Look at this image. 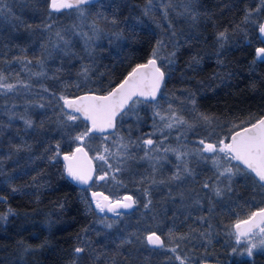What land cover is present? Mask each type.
<instances>
[{
	"label": "trees",
	"instance_id": "trees-1",
	"mask_svg": "<svg viewBox=\"0 0 264 264\" xmlns=\"http://www.w3.org/2000/svg\"><path fill=\"white\" fill-rule=\"evenodd\" d=\"M49 1L37 0L38 16L29 13L20 16L21 29L34 30L42 36L64 29L68 14L75 15L77 7L51 11ZM196 1L192 34L179 46H166L167 56L173 62L167 65L155 57L166 78L158 99L142 100L136 130L134 126H125L132 119L116 121L114 132L122 135L118 139L129 142L130 157L125 159L135 158L144 150H156L168 156L169 163L173 164L175 159L165 148L176 149L181 143L191 144L199 139L209 143L221 139L227 142L232 131L255 122L264 114V57L257 55V49L264 48L259 35L264 3L262 0ZM150 2L118 0L115 3L120 17L124 18L121 14H125L132 24L142 26L143 31L131 48L114 57L113 68L108 69L107 75L116 70L119 74L107 84L101 81L100 86L88 84L80 89H66L57 84V79L52 83L44 80L33 84L21 77L5 78V69L0 70V76L7 79L4 83L14 85L11 91L0 88V216L6 217L0 219V264H181V261L183 264L206 261L264 264V250L249 257L233 251L236 249L234 222L264 206V186L235 160L222 159V164L216 165L232 167L230 180L219 176L216 167L213 172L209 159L199 162L193 159L187 165L190 182L204 196L197 216L210 214L205 223L198 222L193 213L173 208L170 197L176 193L174 171L161 167L152 178L163 179L151 183L149 174L145 175L140 166L134 168L135 172L121 170L111 133H90L81 143L95 163L90 185L82 187L64 174L61 157L79 144L75 137L89 128V123L81 117L68 121L64 113L69 111L64 109L60 97L87 90L105 92L134 65L153 58L160 32L157 19L149 14ZM79 7L89 13L105 10L104 0ZM18 23L16 28L21 27ZM220 32L226 33V39H218ZM42 36L38 39L41 48L45 44ZM21 56L23 60L28 57L24 52ZM0 59H4V64L11 61L2 54ZM23 66L26 65H20L19 70ZM173 89L187 94L180 99V106L192 112L196 127L191 133L183 132L180 127L161 130L159 120L153 118L157 104ZM24 105L33 108L26 115L31 126L21 118ZM150 134L153 145H146L144 140ZM104 137H110L104 144L113 158L111 167L104 170L106 175L101 183L97 178L102 171L97 166L96 150L90 139ZM53 156L56 158L52 159ZM205 182L209 188L203 187ZM213 186L230 191V198L223 202L213 195L205 196ZM96 193H107L112 200L131 196L136 203L108 214L96 208L93 195ZM149 200L151 203L145 208ZM151 232L161 237L163 247L146 243L145 237ZM76 247L85 251L76 253Z\"/></svg>",
	"mask_w": 264,
	"mask_h": 264
},
{
	"label": "rangeland",
	"instance_id": "rangeland-1",
	"mask_svg": "<svg viewBox=\"0 0 264 264\" xmlns=\"http://www.w3.org/2000/svg\"><path fill=\"white\" fill-rule=\"evenodd\" d=\"M117 1L118 0H104L105 10L100 12L89 13L87 10L81 9V7H79V9L72 7L76 8L75 15H73V12L68 14L70 17L64 29L53 32L51 36L50 34L42 36L41 34H37L34 30L25 31L21 29L23 28V23L19 21L20 16L28 13L33 16H38L37 0H0V41L3 40V45H0V54L5 58H11V61L7 60L5 64L4 59H0V70L5 69V78L16 77L13 79L18 80L19 77H21L23 81H29L33 84L43 83L44 80L52 83V81L57 79V84H60V86L66 89H80L88 84L100 86L101 81H104L106 84L112 81L113 78L117 77L119 74L118 70H116L113 71L112 75H107L108 69L113 68L114 57L131 48L136 37L143 31L141 29L142 26H137L139 24H132L125 14H121L124 18L120 17L118 10H115V3ZM48 7L51 11H56L51 8V0L49 1ZM68 9L70 8L62 10ZM196 9V0H151L148 11H150L149 14L151 17L157 19L155 21H157L156 23L160 32L159 42L162 43L157 48L158 53L156 56L161 63L169 65L168 62H173V59L167 56V45L170 46V44H172L179 46L192 34ZM16 23L21 27L16 28ZM57 33H59V35H57ZM41 36L45 43L42 48L38 43V39L41 38ZM149 39L150 38H147L148 41ZM22 52L28 56L25 60H23L21 56ZM135 56H137V53ZM108 58H111V61H109ZM125 63H128V60ZM171 64L170 67L172 66ZM20 65L26 66H23L19 70ZM84 69H87L86 74ZM171 70L172 69H170V72ZM6 80L7 79H5V81ZM5 81H3V83ZM177 87H180V85H177ZM182 92L179 93L176 89L172 91L169 90L167 96L165 95L161 103L157 104L155 109L156 116H153V118L159 120L158 126L161 130L169 128L167 124L172 123L173 126L171 128L180 127L185 133L195 131L196 125L191 117L192 112L180 106V99L187 97V94ZM134 99L139 98L135 97ZM156 102L154 104H156ZM141 108V103L136 104L131 109L126 108L125 110L127 112L121 113L117 119H123V122L132 119L129 122L130 124H127L126 121L125 126H134V130H136L138 123L135 122ZM31 109L33 108L28 105L22 107L23 113L21 114V118L23 116L22 119L25 120L24 123L26 125H28L26 121H30L26 115ZM157 113H159V115H157ZM173 114L181 117L184 123L178 124L170 120L169 118L172 117ZM161 117H164V119H161ZM117 132L118 131L114 132L113 130L110 137L113 139L111 141L114 142L113 147L121 170L127 169L135 172L136 170L134 168L140 166L144 169L145 175L149 174L148 180L151 183H155L154 181L160 182L163 179L161 176L152 178L154 173L158 172L161 167L164 169L168 168V171H174L175 174L179 172L181 178L173 179L176 190V193L170 197V199L174 201L173 208L175 211H185L197 216L198 211L200 212L202 209L203 204L201 201L204 196L201 194L200 188L194 186V184L190 182V172L184 171V167L192 162L193 159L199 162L213 155L211 153H201L199 151V149L202 148L199 141L202 139L193 140L191 144L178 143L179 145L176 150L184 153V155L181 157V160H177L176 154L171 151L170 155L174 157L175 162L170 164L168 156L161 155L156 150H144L135 158L125 159L130 157L129 142L124 143L121 140L122 138L118 139L122 137V135ZM110 137H104L96 141L90 139L96 150L94 156L98 163L97 166L102 171L100 176L106 175L104 170L108 169L109 164L112 163L111 158H113V155L110 154L109 149L105 151L107 146L106 143L104 144V141ZM147 139H152V134H150ZM98 141H100V143ZM205 142L209 143L207 141ZM81 143L82 141H79L78 145H81ZM122 144L127 145V149L122 148ZM182 145L183 147H181ZM89 146L93 147L92 145ZM100 155H104L107 162L98 159L97 157ZM215 155L218 164H220L221 160L224 159V154L217 153ZM209 160L211 169L214 172L217 164H214L212 159ZM224 168V166H220L216 167V170L220 172L223 171ZM187 169L189 168L187 167ZM97 180L101 183L104 182V179L101 180L97 178ZM226 185L227 183H225V186ZM105 187L111 190L110 186L105 185ZM215 189H219L221 195L217 196L215 194ZM101 195L105 197L109 196L107 193H102ZM212 195L215 199L225 202L230 198L231 192L213 186L212 191L205 196L210 197ZM109 199L112 201L111 198ZM209 215L210 214L205 213L201 217L197 216V221L205 223ZM207 223L209 224V222ZM261 227H264V223L250 231L246 236L240 237V243H237V235L234 233L238 255L243 254V257H249L246 252L248 242H256L264 238V233H260L259 231ZM212 233L213 230L210 229L209 234ZM259 250L263 251L264 246H258L253 249V253Z\"/></svg>",
	"mask_w": 264,
	"mask_h": 264
},
{
	"label": "snow or ice",
	"instance_id": "snow-or-ice-1",
	"mask_svg": "<svg viewBox=\"0 0 264 264\" xmlns=\"http://www.w3.org/2000/svg\"><path fill=\"white\" fill-rule=\"evenodd\" d=\"M89 3V0H51V8L59 11L62 8H79L82 4ZM264 3V0H262ZM259 32L264 34V24L259 25ZM59 35V33H57ZM219 40L226 39V33L220 32L218 34ZM162 42H158V46ZM157 50H154L152 53L153 58H150L147 64L137 65L132 71L124 78V80L114 89L108 91L104 95H84L78 97L74 100H69L64 96H61L60 99L64 101V107L68 108L70 111L64 113L67 117L68 121H76L83 116L85 120L90 121L91 127L87 128L82 134L77 135L75 137L76 140L83 141L86 136L94 131L104 132L108 129L115 128V118L121 113L125 112V109H131L136 104L142 103L144 101L140 99H134V97H144L145 99L151 98L155 100L156 94L160 89V85L164 79L165 73L161 71L160 67L156 66V57ZM174 55V53H173ZM257 55L264 57V48L257 49ZM144 70H150L151 79L146 82L144 80ZM85 74L87 73V69H84ZM4 77L0 76V88H5L11 91L14 88L12 84L3 83ZM131 102V103H130ZM195 103V101H192ZM43 105H41L42 107ZM76 114H80L79 116ZM159 115V113H157ZM164 119V117H161ZM178 124H183L184 120L173 114L172 117L169 118ZM205 120H208V117H204ZM26 123L31 126V121H26ZM173 126L172 123H168L167 127L171 128ZM144 144L153 145L152 139L144 140ZM199 144L202 148L199 149L201 153H211L213 154L207 159H212L214 164L218 165V160L216 158L217 153H223L224 159L228 161H240L243 163L249 170L255 173L256 177L259 178V181L264 182V118L259 119L255 123H252L250 127H245L242 131L235 132L230 138L229 142H225V140H218L216 143H206L205 140H200ZM122 148L127 149V145L122 144ZM56 155H59V145L56 146ZM108 151V149H105ZM165 152L172 151L176 154L177 160H181V157L184 153L179 152L176 149L165 148ZM76 152H83V148L77 147ZM86 155V153H85ZM147 155V153H146ZM75 157V153L70 155H64L63 159L66 162V170L68 175L73 179L80 181L81 183H88L91 179V173L83 174L74 170L72 163L70 162ZM56 157L53 156L52 159ZM100 160H104L107 162V159L104 155H100L97 157ZM109 167H111L109 165ZM119 171V169H117ZM184 171H188L187 166L185 165ZM233 174V169L231 166L225 167L223 171L219 172V176H227L230 180ZM114 178V177H113ZM173 179H180L181 176L179 172L174 174ZM98 179H105V176H100ZM264 186V185H262ZM203 187L209 188V184L207 182L204 183ZM215 194L217 196L221 195V191L219 189H215ZM94 196L96 194H93ZM145 195H148V192H145ZM107 197H104V200L107 201ZM124 200L127 201L123 204H118V207L123 208H131L136 203L131 196L124 197ZM151 203L149 200L145 203L144 207L147 208L148 204ZM96 208L99 211H105L107 208L110 212H115V206H109L107 204L102 203L101 201L96 202ZM11 211V209H9ZM256 215L255 213L253 214ZM261 217H264V210H261L259 213ZM6 217L0 216V219H4ZM111 227V225H108ZM236 228L239 230L240 225L237 224ZM260 233H264V227L260 228ZM240 235H246V233H241L237 235V243H240ZM255 235V234H253ZM146 243L153 246H161L163 247V241L161 237L157 235L155 232H151L145 237ZM258 246H264V238L257 240L256 242H248V246L246 248V252L248 256L253 254V249ZM76 253H82L85 251L84 248L76 247L74 250ZM175 251V249H172ZM236 251V249H233ZM179 258V257H177ZM183 264V261H181Z\"/></svg>",
	"mask_w": 264,
	"mask_h": 264
},
{
	"label": "water",
	"instance_id": "water-1",
	"mask_svg": "<svg viewBox=\"0 0 264 264\" xmlns=\"http://www.w3.org/2000/svg\"><path fill=\"white\" fill-rule=\"evenodd\" d=\"M92 1H95V0H89V2H92ZM69 2H71V0H69ZM260 24H264V17H263V19H262V21H261ZM259 35H260V39L264 42V34H261V33L259 32ZM150 58H152V57H150ZM150 58H147L145 61L140 62V63L134 65V66H133V67H132V68H131V69H130L125 75H124V77H123L119 82H117L115 85H113V86H112L109 90H107L106 92L99 93V92H95V91H84V92L78 93V94L73 95V96H67V97H65V98H67V99H69V100H74V99H76V98H78V97H81V96H84V95H93V94H94V95H104V94H106L108 91H111L112 89L116 88V87H117V86H118V85L124 80V78H125V77H126L131 71H132L133 68H135L137 65H140V64H147V62H148V60H149ZM156 66L159 67L157 61H156ZM160 69H161V68H160ZM161 71H162V70H161ZM143 78H144V80H145L146 82L150 81V79H151L150 70H144V77H143ZM164 83H165V76H164V79H163V81H162V83H161V85H160V89H159V91H158L157 94H156V98L158 97V95H159V93H160V90L162 89ZM134 98H135V97H134ZM138 98H141V99H143V100H153V99H151V98H147V99H145L144 97H138ZM156 98H155V99H156ZM130 103H131V102H130ZM63 107H64V101H63ZM64 109H66L67 111H70V110H69L68 108H66V107H64ZM78 115H80V114H78ZM80 117H81L83 120H85V119L83 118V116H80ZM117 117H118V116H117ZM117 117H116V118H117ZM116 118H115V125H116ZM261 118H264V114H263L259 119H261ZM259 119H257L256 121H258ZM86 121L89 123V127H91V123H90V121H88V120H86ZM256 121H255V122H256ZM255 122H253V123H255ZM251 124H252V123H251ZM251 124L245 125V126H243V127L237 128L236 130L232 131V132L230 133V135H229V140H228V141H230L231 136H232L233 134H235V132L242 131L243 128H245V127H250ZM114 129H115V128H114ZM114 129H108V130H106V131H104V132L94 131V132H92V133H95V134L111 133ZM77 147H81V148H83V152H82V153H80V152H76ZM73 153H75V157H74V159L71 160L70 162L72 163L74 170H76V171H78V172H81V173H83V174H88L89 172L91 173V179L88 181V183H81L80 181L75 180V179H73L71 176L68 175V172H67V170H66V164L69 163V162H66V161L63 159V157H64V155H70V154H73ZM85 153H86V155H85ZM61 162H62V165H63V168H64V174H65L66 178H67L69 181H71V182H73V183H75V184H78V185H80V186H82V187H86V186H88V185L92 182L93 177H94V173H95V167H94V163H93V160H92L90 154L88 153V151L86 150V148H85L83 145H78V146L74 147L70 152H68V153H64V154L62 155V157H61ZM237 162H238L242 167H244L245 169H247V170H248V171L254 176V178H255L259 183H261L262 185H264V182L259 181V178L256 177V175H255L254 172H252L251 170H249V169H248L243 163H241L240 161H237ZM104 197H105V196H99V194H96V195H95V198L97 199V201H101L102 203L107 204V205H109V206H115V207H116V211H117V210H123V209H126V208L118 207V206H117L118 204H123V203H126V202H127V201L124 200V197H123V199H116V200H113V201H109V199H107V201H105V200H104ZM125 197H126V196H125ZM105 210H106L109 214H112V213H113V212L108 211L107 208H105ZM261 210H264V206L255 209V210H254L249 216H247L246 218H243V219H241V220H237V221L234 223V225H233L234 232H235L237 235H238V234H241V233H246V235H247L250 231L254 230V229L257 228L258 226H260L261 224H263V223H264V217H261V216L259 215V213L261 212ZM254 213L256 214L255 216L253 215ZM237 224L240 225L239 230L236 228V225H237ZM246 235H240V237H244V236H246ZM203 264H221V263L208 261V262H205V263H203Z\"/></svg>",
	"mask_w": 264,
	"mask_h": 264
}]
</instances>
